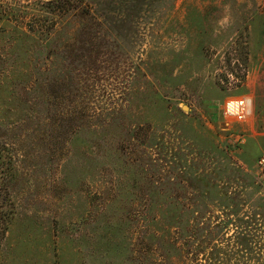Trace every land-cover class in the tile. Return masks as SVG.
<instances>
[{
	"label": "rangeland",
	"instance_id": "1",
	"mask_svg": "<svg viewBox=\"0 0 264 264\" xmlns=\"http://www.w3.org/2000/svg\"><path fill=\"white\" fill-rule=\"evenodd\" d=\"M263 155L264 0H0V264H264Z\"/></svg>",
	"mask_w": 264,
	"mask_h": 264
},
{
	"label": "built area",
	"instance_id": "2",
	"mask_svg": "<svg viewBox=\"0 0 264 264\" xmlns=\"http://www.w3.org/2000/svg\"><path fill=\"white\" fill-rule=\"evenodd\" d=\"M251 112L252 99L249 95L228 97L223 101L222 114L227 121H245L250 117ZM261 162H264V155Z\"/></svg>",
	"mask_w": 264,
	"mask_h": 264
}]
</instances>
